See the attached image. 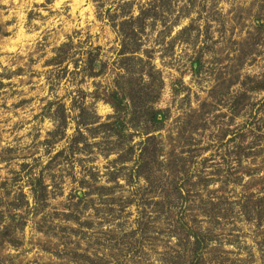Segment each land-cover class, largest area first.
Instances as JSON below:
<instances>
[{"label": "rangeland", "instance_id": "rangeland-1", "mask_svg": "<svg viewBox=\"0 0 264 264\" xmlns=\"http://www.w3.org/2000/svg\"><path fill=\"white\" fill-rule=\"evenodd\" d=\"M127 72L167 113L155 186L130 170L147 135L88 131ZM0 264H264V0H0Z\"/></svg>", "mask_w": 264, "mask_h": 264}, {"label": "trees", "instance_id": "trees-1", "mask_svg": "<svg viewBox=\"0 0 264 264\" xmlns=\"http://www.w3.org/2000/svg\"><path fill=\"white\" fill-rule=\"evenodd\" d=\"M153 9L154 8L151 7L150 10H141L138 16H131L120 24L121 28L126 29L128 27V29L131 31V34H127V36H125V42H122V48L120 51V55L122 56V62H127L130 65V63L139 64L143 61V59L137 54L140 51V46L139 44H137V39H135L134 30L136 26L140 29L143 28V26L145 25L144 23L146 18H156V14ZM68 47L69 43H64L57 49V55L54 59H60V61H58L57 63L63 62V58L61 56L67 53ZM96 61V56H89L85 61V68L83 69V71L84 73H87V75L90 77L99 75V72L94 71V64L96 63ZM149 65H151V63ZM149 68H151L150 70L152 71L155 70V67L153 65H151V67L149 66ZM128 72L127 74H122L118 76L115 80L116 88L111 92H107L106 96L100 99L103 100L105 103L109 104L113 109L115 114L114 121L101 123L96 128H89L88 131L93 132L99 129L109 131V128H116L117 132L115 136H118H116L117 139L125 137L127 138L128 136L125 135L124 130L126 129L127 124L131 123V128H135L134 133H137L138 135H147L145 141L142 143H148V145L146 147L144 145L140 148L139 154L137 155V159L135 161V166L130 170L135 177H144L147 182H150L151 185H154V173L152 172V174H150V172L152 164L155 163V160H157L158 158V154L156 148H151L150 142L154 139V136L149 134L152 133L154 130L160 129V125L163 124L167 113L166 110L154 109L149 106L148 92L145 90L146 88H149L148 84L145 85L144 83L143 86L141 85V83L137 84L133 79H131L130 74H128ZM147 76L151 78L152 73L147 74ZM141 77L144 78V73L143 75L141 74ZM159 86L160 88H162L163 86V82L161 79ZM49 107L50 105H48V108ZM88 114L89 112L85 108H82L80 110V117L86 116ZM62 117L64 118V116ZM63 123L64 122L62 121L61 124L64 125ZM79 124H82V126L88 128V125H90L91 123L88 124L86 122H81ZM156 124L159 125L157 126ZM56 133L57 131L54 133H49V135L52 136ZM80 135H82V133H80ZM46 141L48 142V140ZM78 141L79 138H76L73 140L72 144L77 145ZM132 148L133 147L130 146V148L128 149L130 151V154L133 151ZM32 188V197L35 202L39 201L40 199H45L46 192L44 190H46V186L41 178L34 179ZM184 231L186 230L184 229ZM184 234L189 235L188 232H184ZM195 245H198L197 236Z\"/></svg>", "mask_w": 264, "mask_h": 264}]
</instances>
